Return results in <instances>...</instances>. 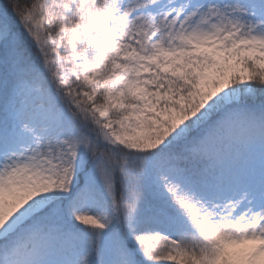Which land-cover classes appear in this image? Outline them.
I'll return each mask as SVG.
<instances>
[{
	"label": "snow or ice",
	"instance_id": "6c2138e0",
	"mask_svg": "<svg viewBox=\"0 0 264 264\" xmlns=\"http://www.w3.org/2000/svg\"><path fill=\"white\" fill-rule=\"evenodd\" d=\"M0 264H264V0H0Z\"/></svg>",
	"mask_w": 264,
	"mask_h": 264
}]
</instances>
